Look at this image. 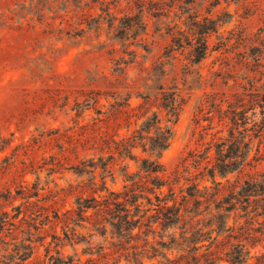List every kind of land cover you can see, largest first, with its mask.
I'll return each instance as SVG.
<instances>
[{
	"label": "rangeland",
	"instance_id": "obj_1",
	"mask_svg": "<svg viewBox=\"0 0 264 264\" xmlns=\"http://www.w3.org/2000/svg\"><path fill=\"white\" fill-rule=\"evenodd\" d=\"M136 14L146 31L131 29L118 36ZM191 14L202 22L216 20L219 27L209 34L208 54L198 64L186 42ZM174 35L183 37L184 47L167 56ZM175 90L181 103L177 120L162 105L163 93ZM263 93L264 0H0V264H133L128 259L143 251L145 239L160 240L159 232L143 226L140 239L122 242L103 213L90 210L91 217L80 220L76 211L80 196L109 193L100 190L103 182L111 191L126 185L140 195L148 193L156 203L147 191L154 174L141 168L143 158H158L144 150L148 139L136 140L133 158L120 156L114 140L130 136L158 114L161 126L173 131L158 160L167 167L165 178L181 177L175 184L181 199L179 186L189 185L187 178L200 171L206 174L199 175L202 183L216 191L204 169L209 145L215 162L220 137L230 138L232 128L239 138L247 135L250 164L227 177L217 175L222 197L264 173L263 114L260 107L251 108ZM241 110L247 116L240 120L237 115L239 125H234L235 111ZM102 163H109L112 174L104 172ZM163 191L168 193V186ZM140 201L153 207L145 198ZM262 205L258 195L246 210L239 203L228 212L234 231L224 232L211 249L206 241L197 252L199 263L215 256L221 264H232L226 252L239 235L251 250L245 264H264V215L255 216L264 212ZM208 211L200 216L201 225L217 213L214 204ZM172 231L164 233L168 242ZM157 247L175 260L182 253ZM147 249L145 255L151 254ZM186 253L184 261L192 262L195 251ZM143 257L145 264L152 263ZM154 262L175 264L161 255Z\"/></svg>",
	"mask_w": 264,
	"mask_h": 264
},
{
	"label": "trees",
	"instance_id": "obj_2",
	"mask_svg": "<svg viewBox=\"0 0 264 264\" xmlns=\"http://www.w3.org/2000/svg\"><path fill=\"white\" fill-rule=\"evenodd\" d=\"M183 4H190L193 0H179ZM170 8L174 7V3L169 5ZM184 5H180V10H188ZM143 10V9H142ZM186 12V11H184ZM141 15L136 14L130 16L131 21L125 23L124 26L120 27L117 35L121 37L127 30L134 29L137 32L140 30L146 31V24L143 19L140 18ZM196 15H189L190 18L189 26L192 31L191 38H187V44L191 46V56L193 63H200L204 58H206L209 51V42L208 36L212 32H217L219 27L216 20L205 18L204 22L194 19ZM173 28V27H172ZM179 35L182 34V31H179ZM179 35H174L172 39L171 48L167 52L170 56L171 53L179 48L184 47L183 37ZM256 60H260L256 58ZM164 70H161V74L164 75ZM177 96L180 94L177 91H173L171 95L167 92L163 93V106L166 109H169V113L178 119L179 116V107L181 103L177 102ZM259 97V95L257 96ZM98 98L94 99L97 102ZM245 108V105L242 104ZM261 108V114H263L262 125L264 128V93L261 94V98L254 99L253 106L251 108ZM236 115L232 118V123L234 125H239V119L237 115H240V120L246 118V111H235ZM238 112V113H237ZM257 113L254 111V116ZM246 122H243L245 124ZM257 126V123H254ZM155 128V133L152 134V129ZM145 133L147 135H145ZM242 134L241 131H239ZM173 137V131L171 127L161 126V119L158 114L154 113L153 117L148 118L144 121L142 127L133 131L130 136H124L120 140L114 142L117 144V152L120 156H129L134 157L133 148L136 146L137 139H148V142L143 143V148L145 151H150L152 154H156L157 157H161L164 150H166L171 142ZM247 135H242L241 138L235 136V131L232 128L230 130V138H219L220 142L216 143V161L212 162V158L209 153L211 151L212 145L207 147L205 156L203 159L207 160V164L204 169H207L209 177L217 185L216 191L214 193L210 192L211 187L203 184V179H199V175H202V178L206 176L203 171H200L199 175L192 178L190 176L187 180L190 182L189 185L179 186V192L181 194V199L178 198V190L175 184H179L181 181L180 176H176L174 179L170 180L165 178L167 173V167L161 163L158 158L152 160L151 158H143L141 163V168L148 173V175L154 174L152 178V186L147 187L149 193L154 194L156 203L153 202V198L145 192H142L141 195L135 192L133 189H127V186H124L123 191H111L107 186L106 182H103L101 191L106 190L109 193L107 195L95 194L84 197L80 196L77 203V214L78 219L86 220L91 217L88 214L90 210H93L95 214L103 213V220L109 223L112 226L115 234L122 242L125 240L127 243H131L132 240L140 239V234L142 232V227L146 226L148 232H159L160 240H156L155 243H150L148 239H145L143 244V251L134 252L132 259L128 261L133 264H145L144 257L147 256L152 260L151 264H157L154 262L158 256H162L166 261L175 264H200L199 256L197 252L206 245V241H211L208 249H211L213 243L218 241L220 236L227 231H234L235 226L228 224L229 214L238 209L239 203L244 210L251 206L252 202H255L256 196L262 195L264 200V173H262V178H251L246 179L244 184L240 185V189H234L228 195H223L219 197L222 192V182L217 181V175L221 177H227L230 173L238 169H243L246 165L250 164L247 161L250 151L251 143L246 140ZM149 143V146H148ZM110 158H114V154L110 153ZM94 161H91V167L98 168V165ZM109 163H102L101 168L104 172L111 173V170L108 168ZM91 171V170H90ZM162 173L163 175H160ZM132 175H129V178L132 179ZM96 175L93 177V184L95 182ZM104 178V177H103ZM229 181V179L227 180ZM168 186V193L163 191V188ZM238 186V185H237ZM236 186V187H237ZM99 190L98 187L94 188V192L97 193ZM185 190L187 193H185ZM140 198H145L149 205L153 207L145 208L144 202L140 201ZM191 201H193V207L190 206ZM205 202L206 206L204 210L200 211L202 203ZM244 203H247L245 205ZM212 204H214L215 209L217 210L216 214H212V218L206 223L201 225L204 222V219H201L200 216L203 212L211 210ZM263 209H264V205ZM151 210H155V213H149ZM257 207L253 208V211H256ZM208 211V213H211ZM190 214H192L190 216ZM264 215L263 213H256L255 216ZM189 218V219H188ZM261 224V221H258ZM101 227H106V224L100 223ZM156 225V227H154ZM158 227L160 231H157ZM106 229V228H105ZM173 230V231H172ZM177 230H180V240L177 237ZM252 230L255 232H260L261 230L258 227H252ZM172 231L169 234L170 241H166L165 232ZM144 232V231H143ZM230 233L229 236L232 237L233 233ZM214 233H217L216 236H213ZM251 234V233H250ZM147 235V234H146ZM250 236L245 237L250 238ZM236 243L232 244V247L229 251L226 252L228 260L232 264H245L251 253V250L248 249L246 243L243 242L241 236H234ZM157 245H160L162 248L167 250L178 249L182 251L177 260L171 259L168 252L159 251ZM134 249L138 248L137 243L133 244ZM147 248L152 250L151 254L145 251H149ZM193 252L192 262L190 260H185L186 251ZM145 252V253H144ZM212 252V251H211ZM140 253L144 255L139 256ZM212 256V255H211ZM264 256V254L262 255ZM162 263V262H161ZM165 264V263H164ZM205 264H221L215 256H212Z\"/></svg>",
	"mask_w": 264,
	"mask_h": 264
}]
</instances>
